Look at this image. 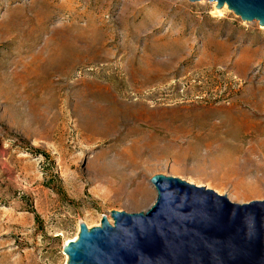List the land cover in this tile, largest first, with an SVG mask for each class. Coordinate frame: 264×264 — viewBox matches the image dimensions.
<instances>
[{"label":"rangeland","instance_id":"1","mask_svg":"<svg viewBox=\"0 0 264 264\" xmlns=\"http://www.w3.org/2000/svg\"><path fill=\"white\" fill-rule=\"evenodd\" d=\"M153 174L264 199V26L205 0H0V264H64Z\"/></svg>","mask_w":264,"mask_h":264},{"label":"water","instance_id":"2","mask_svg":"<svg viewBox=\"0 0 264 264\" xmlns=\"http://www.w3.org/2000/svg\"><path fill=\"white\" fill-rule=\"evenodd\" d=\"M195 2L199 0H187ZM264 26V0H205ZM144 210H110L97 225L77 223L62 245L64 264H264V199L231 202L184 179L153 174Z\"/></svg>","mask_w":264,"mask_h":264},{"label":"bare ground","instance_id":"3","mask_svg":"<svg viewBox=\"0 0 264 264\" xmlns=\"http://www.w3.org/2000/svg\"><path fill=\"white\" fill-rule=\"evenodd\" d=\"M211 3L213 4L214 2H211ZM222 8H226L225 5H223ZM217 10H220V9H217ZM75 237H76V236H75ZM75 237H74V238H75ZM74 238H73V239H74ZM73 239H72V240H73ZM64 255H65V254H64Z\"/></svg>","mask_w":264,"mask_h":264}]
</instances>
